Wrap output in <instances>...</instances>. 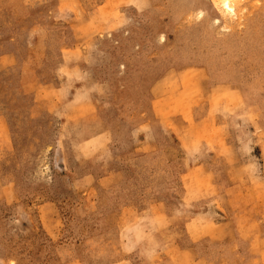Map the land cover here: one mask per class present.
I'll return each mask as SVG.
<instances>
[{"label": "rangeland", "instance_id": "1", "mask_svg": "<svg viewBox=\"0 0 264 264\" xmlns=\"http://www.w3.org/2000/svg\"><path fill=\"white\" fill-rule=\"evenodd\" d=\"M225 1L0 0V264H264V0Z\"/></svg>", "mask_w": 264, "mask_h": 264}, {"label": "crops", "instance_id": "2", "mask_svg": "<svg viewBox=\"0 0 264 264\" xmlns=\"http://www.w3.org/2000/svg\"><path fill=\"white\" fill-rule=\"evenodd\" d=\"M211 111H210V107L205 111V112H200V114H198V118H197V123L198 125L199 124H202V122L208 120V119H212V115H211ZM183 120H184V117L182 116ZM224 118V117H223ZM206 150V149H205Z\"/></svg>", "mask_w": 264, "mask_h": 264}, {"label": "bare ground", "instance_id": "3", "mask_svg": "<svg viewBox=\"0 0 264 264\" xmlns=\"http://www.w3.org/2000/svg\"><path fill=\"white\" fill-rule=\"evenodd\" d=\"M223 8L228 12V13H234L235 9L234 7L230 4L229 0L225 1L223 3Z\"/></svg>", "mask_w": 264, "mask_h": 264}]
</instances>
